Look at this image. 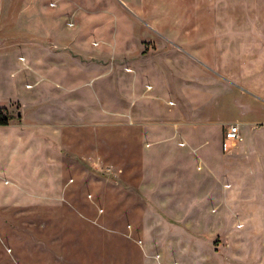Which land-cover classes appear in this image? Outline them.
I'll use <instances>...</instances> for the list:
<instances>
[{
	"label": "rangeland",
	"instance_id": "1",
	"mask_svg": "<svg viewBox=\"0 0 264 264\" xmlns=\"http://www.w3.org/2000/svg\"><path fill=\"white\" fill-rule=\"evenodd\" d=\"M215 28L227 29L225 49L216 47ZM221 53L227 58L223 90L207 86L215 83L207 77L216 76L209 70ZM73 63L80 65V78L68 85H82L86 100L76 119L52 108L53 100H64L65 68ZM159 71L179 76L173 101L200 130L185 144L190 167L181 179L187 193H149L141 130L126 113L136 77L139 83ZM41 79L61 87L59 98L35 89ZM111 109L118 112L114 137L96 129L91 117ZM0 110L8 124L44 127V136L32 145L27 138L15 157L0 147V166L14 165L0 175V264H143V241L136 230L127 236V224L138 228L153 201L163 207L183 203L182 210L168 209L169 215L201 220L190 231L213 240L199 263L226 255L227 237L233 259H264V0H0ZM72 122L85 128L78 135L84 155L68 147ZM233 122L241 126L237 141L244 140H229L224 151L223 129ZM243 122L250 123L248 135ZM206 137L202 161L193 153ZM209 149L217 154L213 160L207 159ZM160 179L169 180L154 178ZM222 182L231 186L226 197L212 191ZM46 185L58 192L31 191Z\"/></svg>",
	"mask_w": 264,
	"mask_h": 264
},
{
	"label": "crops",
	"instance_id": "2",
	"mask_svg": "<svg viewBox=\"0 0 264 264\" xmlns=\"http://www.w3.org/2000/svg\"><path fill=\"white\" fill-rule=\"evenodd\" d=\"M213 33L215 34L214 41L216 43H220L219 45L217 44L216 47L225 49L226 47L224 43H227V29L215 28L213 30ZM48 50L51 51L49 47ZM223 56L224 55L221 53L219 59L216 58L214 60V69L209 70L210 73L216 76L207 77H212L215 80V83L208 84V87H212L216 84L219 89H222V87L227 84V77L222 75H227L225 69L227 67V58L224 60L222 59ZM224 65L226 66L225 68L223 67ZM70 69L72 70V72L66 75L67 71H69ZM65 72V82H67V85L65 83V89L62 90L63 92H65V97H63L64 100H62L63 102L53 100L52 108L56 111H65L67 117L76 119L79 118L81 116L80 114L84 112L86 100L82 99L84 96L82 85H68V83L71 81H77L80 78V65L77 63H73L71 64L70 68H65ZM99 76L101 75H98V78ZM138 78L139 76L136 77V80L132 87L134 103L130 107V112L128 111L126 113L129 114L128 117L131 118V122L134 121L138 125L137 127L141 130V135L143 138L141 156V162L144 168L143 176H147L145 183H150V186L153 188L149 190V193L159 194L163 192H190V187L184 184L183 180L181 179L182 175L187 172L190 167V163H188L189 157H184L183 154L186 151V142H193L195 136L199 135L200 130L198 128H193V126L190 125V122L184 119L185 117H183L182 107L178 103L173 101V99L177 96L176 94H178L177 91H179V76H165L164 73L159 71L157 76H141L142 80L139 83L137 82ZM95 81L96 79L93 80L92 85L95 83ZM114 81H116L117 83V77H115L114 80H110L109 86H112V83H114ZM48 85H52L53 89L48 90ZM36 86V90L38 87H40V90H47L46 92H51L52 97L59 98V96H57V92H59L61 87L58 84L56 85V83L54 82L41 79V81H38ZM102 86L104 87L103 84ZM148 86L151 87L149 88ZM104 89L106 88L104 87ZM55 91L56 93H53ZM63 92L61 95H63ZM169 100L173 101V104L170 103ZM138 103L140 104L138 105V109H136ZM248 107L250 109L252 108L250 104H248ZM92 112H94L93 108ZM91 117L94 118L93 125H95L96 129L110 130V137L112 135L113 137L114 135H116L115 133L117 129L118 112L114 110L112 111V109L111 111L98 110L97 112L93 113ZM78 124L79 123L72 122L71 128L74 129V132L72 133L73 137L72 140L69 141L68 147L69 145H73V151L76 152L74 154L84 155L85 143H82L80 140H78V135H84L83 130L85 128ZM46 125H48L45 126L46 129L52 128L50 124ZM241 125H243L242 127L245 132L244 135H248V133L251 132L250 123L243 122V124ZM63 126L65 125H60V127ZM66 127L69 128V126ZM239 127L241 131V126L239 125ZM43 128L44 127L41 125H0V147H2L4 150L7 149L8 154H11L13 151V157H15V148H19L27 138L28 139L26 141L29 144H36L38 142V137L40 135H43ZM76 129L78 131H76ZM204 129L208 130L206 128ZM211 133L215 134L214 132ZM99 135H101V133ZM220 137L221 135L218 134L219 139ZM184 138L188 140L186 141ZM208 140V137H206L204 141H199L198 145L195 146L193 153L195 155V158L197 157L199 160L204 161V158L199 153V150L205 147L208 148L210 142ZM243 140L244 139H241L239 141ZM104 141L106 142V140ZM218 142L219 140L217 141V144ZM98 143H96L95 145V149L98 150L96 151L97 155L103 156L100 153L101 146L99 147ZM52 145L54 146L55 144L52 143ZM248 145H256V142L246 143L244 148H246V146ZM238 148H240V144L238 145ZM238 148L236 150H238ZM69 151L72 152V150H67L66 154H72ZM214 152V150L209 149V153H207V159H215V155L217 154H215ZM35 153L38 154L39 152L37 151ZM9 168H14V165L5 164L4 167L0 166V175H4L5 171ZM18 175H20V173ZM155 177H168L169 180L162 181L160 179L159 182L156 183L154 180ZM164 182L173 183L172 188L169 187L167 189H163L162 184ZM230 187V184H225L224 182H222L221 185L218 184L216 188L212 189V191L215 189L219 190L223 194V197H226L227 191L230 189ZM47 188L48 185L33 186L31 191L58 192L57 189L51 191L47 190ZM150 203H152L153 206L151 207L149 204V212L147 216L145 215L143 219L139 221L138 228L135 227L134 224L128 223V232L126 231V234L129 238L134 236L135 230L137 233H139L138 237H140L143 241L141 249H143V252L145 253V255H147L145 256L146 258H144L143 264H264V259H261L260 261L251 260L252 263L237 261L236 259H233L234 256H237L234 252L228 249L231 247L230 237H227V251L224 252L227 254L223 255L219 261L207 259L205 263H199L197 260L198 257L203 255H205L206 257L209 256L211 247L209 242L213 240L190 231V225L201 224V220L199 218H195V221L192 222L191 217L188 214L187 222H184L182 220L173 218V215H169L167 211L168 209L182 210L184 208L183 203L178 205V202L173 201L167 207L161 206L156 201ZM222 203L223 201L217 206H213L212 212L217 213ZM240 203L242 207L246 205V201H240ZM152 210L156 211V213H153ZM240 226L241 223H239V227ZM150 242L152 243V245ZM146 243H150L148 244V247ZM179 259H181L182 261H180Z\"/></svg>",
	"mask_w": 264,
	"mask_h": 264
},
{
	"label": "built area",
	"instance_id": "3",
	"mask_svg": "<svg viewBox=\"0 0 264 264\" xmlns=\"http://www.w3.org/2000/svg\"><path fill=\"white\" fill-rule=\"evenodd\" d=\"M149 88L151 86H148ZM172 103V102H171ZM240 136V127L238 123H231L230 125L224 127L223 129V143L222 147L224 151H227L231 148L229 140H232L233 143L237 142ZM184 144V143H183Z\"/></svg>",
	"mask_w": 264,
	"mask_h": 264
},
{
	"label": "trees",
	"instance_id": "4",
	"mask_svg": "<svg viewBox=\"0 0 264 264\" xmlns=\"http://www.w3.org/2000/svg\"><path fill=\"white\" fill-rule=\"evenodd\" d=\"M1 113V110H0ZM8 124V117L7 116H1L0 114V125H6Z\"/></svg>",
	"mask_w": 264,
	"mask_h": 264
}]
</instances>
